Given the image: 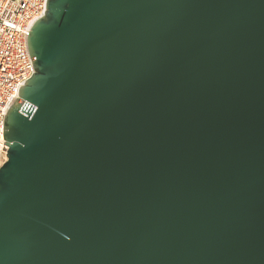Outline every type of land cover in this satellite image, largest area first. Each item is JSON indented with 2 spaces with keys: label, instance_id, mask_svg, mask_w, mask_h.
<instances>
[{
  "label": "water",
  "instance_id": "1",
  "mask_svg": "<svg viewBox=\"0 0 264 264\" xmlns=\"http://www.w3.org/2000/svg\"><path fill=\"white\" fill-rule=\"evenodd\" d=\"M27 49L0 264H264V0H47Z\"/></svg>",
  "mask_w": 264,
  "mask_h": 264
},
{
  "label": "built area",
  "instance_id": "2",
  "mask_svg": "<svg viewBox=\"0 0 264 264\" xmlns=\"http://www.w3.org/2000/svg\"><path fill=\"white\" fill-rule=\"evenodd\" d=\"M47 0H0V157L5 158L3 120L18 90L34 73L27 49L32 24L40 19Z\"/></svg>",
  "mask_w": 264,
  "mask_h": 264
},
{
  "label": "rangeland",
  "instance_id": "3",
  "mask_svg": "<svg viewBox=\"0 0 264 264\" xmlns=\"http://www.w3.org/2000/svg\"><path fill=\"white\" fill-rule=\"evenodd\" d=\"M6 158L3 156L0 157V166L5 162Z\"/></svg>",
  "mask_w": 264,
  "mask_h": 264
}]
</instances>
